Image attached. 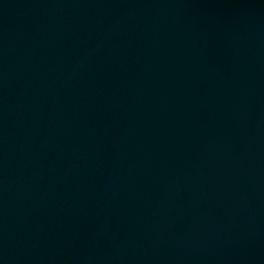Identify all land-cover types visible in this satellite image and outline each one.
I'll list each match as a JSON object with an SVG mask.
<instances>
[{"label": "water", "instance_id": "obj_1", "mask_svg": "<svg viewBox=\"0 0 264 264\" xmlns=\"http://www.w3.org/2000/svg\"><path fill=\"white\" fill-rule=\"evenodd\" d=\"M0 264H264V0H0Z\"/></svg>", "mask_w": 264, "mask_h": 264}]
</instances>
